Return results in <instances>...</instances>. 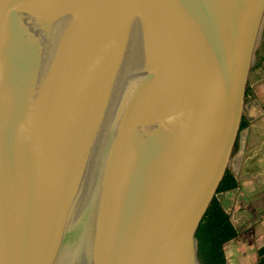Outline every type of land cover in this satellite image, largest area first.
I'll return each instance as SVG.
<instances>
[{
  "label": "water",
  "instance_id": "water-1",
  "mask_svg": "<svg viewBox=\"0 0 264 264\" xmlns=\"http://www.w3.org/2000/svg\"><path fill=\"white\" fill-rule=\"evenodd\" d=\"M263 31L264 0H0V264H202Z\"/></svg>",
  "mask_w": 264,
  "mask_h": 264
},
{
  "label": "crops",
  "instance_id": "crops-1",
  "mask_svg": "<svg viewBox=\"0 0 264 264\" xmlns=\"http://www.w3.org/2000/svg\"><path fill=\"white\" fill-rule=\"evenodd\" d=\"M245 123L232 165L236 185L219 195L239 229L223 245L226 264H254L264 254V31L250 72Z\"/></svg>",
  "mask_w": 264,
  "mask_h": 264
},
{
  "label": "trees",
  "instance_id": "trees-1",
  "mask_svg": "<svg viewBox=\"0 0 264 264\" xmlns=\"http://www.w3.org/2000/svg\"><path fill=\"white\" fill-rule=\"evenodd\" d=\"M236 185V179L227 172L220 184L219 190H226ZM239 229L232 223L229 213L221 202L214 198L211 202L199 228L198 253L202 264H226L224 243L236 237ZM254 264H264V254Z\"/></svg>",
  "mask_w": 264,
  "mask_h": 264
}]
</instances>
